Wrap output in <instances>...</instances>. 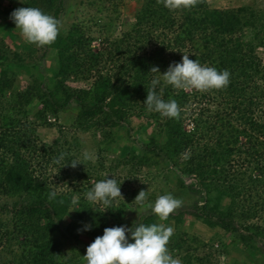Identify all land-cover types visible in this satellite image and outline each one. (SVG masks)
<instances>
[{"label":"trees","instance_id":"1","mask_svg":"<svg viewBox=\"0 0 264 264\" xmlns=\"http://www.w3.org/2000/svg\"><path fill=\"white\" fill-rule=\"evenodd\" d=\"M117 2L0 0V200L13 201L0 206V264H86L87 246L104 228L125 225L138 195L133 191L128 202L115 200L109 209L86 199L97 181L111 178L123 164L130 166L128 176L152 168L174 185V196L196 197L189 209L166 221L150 209L136 222L171 226L174 220L168 248L181 264H217L212 253L200 252L207 244L184 229L188 215L218 230L210 242H220L223 254L236 250L252 264H264V60L258 52L264 48V8L220 10L196 0L170 10L163 0H141L134 21L125 23L118 37L117 24L103 26ZM28 6L59 21L53 43L24 39L11 13ZM183 54L228 70L229 84L207 91L177 89L150 71L155 66L164 73ZM153 79L161 80L157 91L165 100L177 101L178 118L147 111L143 102ZM72 81L89 85L78 88ZM64 112L74 113L72 126L104 137L96 164L84 159L75 167L67 164L78 160L77 137L64 146L37 141L27 119L32 115L39 125L53 126L49 117ZM133 117L143 126L133 130ZM117 149L123 150L120 157H131L130 164L119 158L105 164L103 153ZM51 167L71 192L55 191L47 177ZM115 179L121 191L132 181ZM85 224L91 230H83Z\"/></svg>","mask_w":264,"mask_h":264},{"label":"clouds","instance_id":"2","mask_svg":"<svg viewBox=\"0 0 264 264\" xmlns=\"http://www.w3.org/2000/svg\"><path fill=\"white\" fill-rule=\"evenodd\" d=\"M196 0H163L164 6L170 10L181 7L188 8L195 4ZM11 19L20 29L24 39L36 45H48L53 43L58 36L59 21L53 16L44 13L37 7H20L11 13ZM191 54H183L180 62L170 64L167 71L160 73L158 67H152L151 72L161 75L166 85L177 89L195 88L200 91L221 89L230 82L228 70H218L215 67L203 65L197 59H190ZM160 79H153L151 87L147 90V96L143 102L147 111L157 112L163 117L178 118L180 107L175 99L165 100L157 91ZM63 155L59 159H63ZM84 160L90 159L87 152L83 155ZM59 162V160H58ZM82 162L73 160L70 163L75 167ZM83 164V163H82ZM121 183L109 175L97 181L87 191L86 199L91 203L101 202L111 208L112 203L121 194ZM52 197L56 193L53 192ZM148 191L141 190L135 197L140 206L144 205ZM73 205L78 200L73 199ZM182 201L172 193L159 196L154 202H149L152 212L160 221H166L175 209L180 207ZM106 209V210H107ZM91 224H85L83 230H91ZM80 231V229H78ZM172 226L164 223L135 224L131 227L120 225L106 227L103 235L97 236L87 246L83 256L86 264H181L168 248V242L173 236Z\"/></svg>","mask_w":264,"mask_h":264},{"label":"rangeland","instance_id":"3","mask_svg":"<svg viewBox=\"0 0 264 264\" xmlns=\"http://www.w3.org/2000/svg\"><path fill=\"white\" fill-rule=\"evenodd\" d=\"M80 0H66L67 4L69 3H79ZM210 4V8L212 9H228V8H237L243 5H254L257 9L264 8V0H208ZM141 6V0H118L117 5L111 9L109 18L104 22L103 26H110L114 23L118 26V33L117 36L120 37L122 32L125 29V23H132L134 21V14L139 10ZM82 10L77 11V16L79 19H82L83 13H80ZM118 13L119 16H118ZM78 19V20H79ZM2 34H0L1 36ZM95 48H100V44L96 43ZM261 58L264 60V48H260L258 50ZM47 64L49 65V60H47ZM19 80H21V85H25L26 78L24 76H20ZM20 82V81H19ZM70 85L74 87H88L89 83L87 82H71ZM74 105V104H73ZM211 109H214V105L209 106ZM74 113L73 112H64L58 116H50L49 122L53 124V126H46V125H39L38 122L35 121L34 117L31 115L27 121L32 124L34 128H36V137H38V142L42 145L52 146L55 143L64 146L66 141H72L74 137H77L80 140L81 148L79 153L76 154L78 156V160H83V155L87 152L90 156V159L86 160V162H90L96 164L99 161L98 156L100 155V151L98 150V145L101 144L104 137L93 131H81L80 129L72 126L74 121ZM143 126V121L139 118L133 117L131 119V127L133 130H136ZM191 126L189 124L188 129ZM62 130L64 134H61L59 130ZM121 133L126 136L125 129L121 131ZM124 136L121 139H118V142L123 140ZM122 144V143H121ZM118 146V144H114ZM77 153V152H76ZM123 154L122 149H117L113 152H105L103 153V157L105 158V164L110 165L111 161L116 159H121L123 162L132 161L131 157H120ZM82 162H85L83 160ZM130 166L128 165H120V167L113 172V175L110 173L111 176L115 178L121 176V178L130 177L132 181L128 180L125 184L126 188L121 191L123 197L116 198V201L119 200L128 202L129 194L131 192L136 191L137 194L141 191H148L147 199L144 202L143 206H140L136 200L131 203V209L127 212L125 216V222L127 226L131 227L136 224L139 215L143 212H147L151 209L149 207V202H154L159 196L172 193L173 195L174 185L171 183H166L164 181V177H159L156 175L155 169L143 167L136 175L128 176V170ZM47 177H50L55 183H53L52 187L55 188L56 192H71V187L68 186V181L58 180L57 179V171L55 167H51L49 170V174ZM191 183V179L188 180ZM83 183V182H82ZM91 184L94 183V180L91 179ZM179 196V195H178ZM176 197V196H175ZM182 201L180 207L174 210V213H178L179 210H186L192 206V203L195 201L196 197L183 195L182 198L179 196L177 197ZM11 199H1L0 206L4 204H8L9 207L12 204ZM102 204L101 202H96V204ZM185 227L184 229L190 234V237H197L199 241L207 244L205 248H201L200 252H210L214 256V263L217 264H252L251 260L248 258L246 253L237 252L236 250H231V255L223 254V250H221L220 242L215 241L211 243L210 240L212 238H217L218 230L215 228L211 229L206 226L203 222H197L196 218L191 215L185 217ZM171 226L176 231L174 227V220L170 222ZM222 234V232H220ZM68 245L65 247L67 248ZM175 258L179 259V256H174ZM235 257V258H234Z\"/></svg>","mask_w":264,"mask_h":264}]
</instances>
